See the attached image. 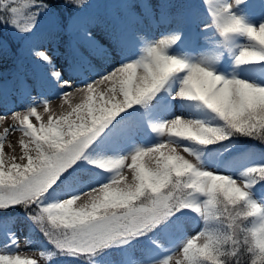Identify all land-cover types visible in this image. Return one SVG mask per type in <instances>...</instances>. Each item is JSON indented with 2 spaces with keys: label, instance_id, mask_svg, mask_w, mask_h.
Returning a JSON list of instances; mask_svg holds the SVG:
<instances>
[{
  "label": "snow or ice",
  "instance_id": "snow-or-ice-1",
  "mask_svg": "<svg viewBox=\"0 0 264 264\" xmlns=\"http://www.w3.org/2000/svg\"><path fill=\"white\" fill-rule=\"evenodd\" d=\"M92 7L0 0V264H264V0Z\"/></svg>",
  "mask_w": 264,
  "mask_h": 264
},
{
  "label": "rangeland",
  "instance_id": "rangeland-1",
  "mask_svg": "<svg viewBox=\"0 0 264 264\" xmlns=\"http://www.w3.org/2000/svg\"><path fill=\"white\" fill-rule=\"evenodd\" d=\"M148 35H149V37H151V36L154 35V33L150 31L148 33ZM198 46L201 47V48H205L207 46V41L202 37L200 39V41H199V45ZM51 53H52L53 60H54V62L56 64L57 69H62L64 67V64H65L63 48H57L56 46H51ZM192 54L196 55L198 53L197 52H193ZM10 69H11V64L9 63L8 60L4 61V63L2 65H0V70L9 71ZM50 99L52 101L51 107L53 108V110L59 111L61 101L58 98L54 97V96L50 97ZM13 107H14V105H13L12 101L9 100L6 104L0 105V113L8 111V110L12 109ZM9 123H11L10 120L0 121V132H2L3 127H6ZM18 135L19 134L17 133V134H14V135L10 134L8 136L7 140L5 141V149H4L5 152L9 151V149L7 147V144L9 142H15L17 140V138H18ZM258 161H259V159H256L254 162H258ZM195 230H196L195 229V225H193L191 222H187L186 223L185 231L193 232ZM18 235H20V237H21V246L23 248V246H24L23 245L24 236L28 235L30 237L31 233H28L27 229L24 228L23 226H21L18 229ZM25 251L29 255H31L33 252L38 254L40 251H44V246L40 242L33 241L32 244L30 245V247L25 249ZM169 254H171V253H169ZM116 259L119 260L120 257H117ZM41 264H56V259H53L51 262L42 260Z\"/></svg>",
  "mask_w": 264,
  "mask_h": 264
},
{
  "label": "trees",
  "instance_id": "trees-1",
  "mask_svg": "<svg viewBox=\"0 0 264 264\" xmlns=\"http://www.w3.org/2000/svg\"><path fill=\"white\" fill-rule=\"evenodd\" d=\"M115 2H116V0H90V3L93 5V7L90 8L88 11L93 12V13L103 12V11H105V9L103 8V5L105 3H115ZM68 11L70 12L71 10L69 9ZM65 15L67 16L68 12H66ZM52 46H56V45L53 44ZM7 60L11 64V68H12V66H13L12 58L9 57ZM29 70H31V69H29ZM246 147H247L248 152L255 154L256 159H259L261 153H264V145L259 144V142H256V141L249 142L246 145ZM222 159L224 160L225 164H228L233 160L241 159V154L236 149H233L231 156H229L228 153H224ZM30 238L32 241L41 243V237L38 233H31ZM44 251L47 252L48 249L44 247ZM53 259H56V258H53ZM120 259H122V258H120Z\"/></svg>",
  "mask_w": 264,
  "mask_h": 264
}]
</instances>
